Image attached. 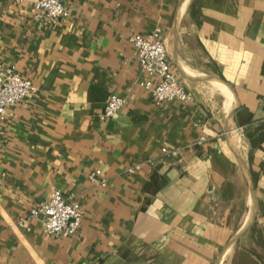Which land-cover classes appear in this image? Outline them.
I'll return each instance as SVG.
<instances>
[{
	"label": "crops",
	"instance_id": "1",
	"mask_svg": "<svg viewBox=\"0 0 264 264\" xmlns=\"http://www.w3.org/2000/svg\"><path fill=\"white\" fill-rule=\"evenodd\" d=\"M184 2L63 0L56 26L2 2L0 62L38 92L0 120V264H218L252 207L234 255L264 251L242 242L264 229V0ZM154 28L188 102L154 106L140 85L129 37ZM111 94L125 103L101 120ZM53 189L79 201L78 232L18 227Z\"/></svg>",
	"mask_w": 264,
	"mask_h": 264
},
{
	"label": "built area",
	"instance_id": "2",
	"mask_svg": "<svg viewBox=\"0 0 264 264\" xmlns=\"http://www.w3.org/2000/svg\"><path fill=\"white\" fill-rule=\"evenodd\" d=\"M13 4H30L34 19L43 24L49 22L52 26L69 16L63 0H0ZM134 56L141 73L148 81L140 83L149 93L154 106L167 102L185 103L191 100L190 94L184 89L171 68L169 53L165 44L163 32L154 28L147 34H134L129 37ZM38 92L35 84L17 73L13 64L0 62V120L7 110L16 106L30 95ZM125 100L115 94L109 95L102 113L101 120L111 119L124 105ZM162 155L176 157L182 153V148L162 149ZM140 165L130 168V174L139 170ZM87 179L94 184L106 185V180L99 170L89 172ZM83 211L76 196H63L58 189H53L46 200L36 202L27 213L20 217L17 226L27 228L32 221L41 226L44 234L53 239L74 236L81 227Z\"/></svg>",
	"mask_w": 264,
	"mask_h": 264
},
{
	"label": "rangeland",
	"instance_id": "3",
	"mask_svg": "<svg viewBox=\"0 0 264 264\" xmlns=\"http://www.w3.org/2000/svg\"><path fill=\"white\" fill-rule=\"evenodd\" d=\"M240 229V228H239ZM246 230H247V228H246ZM245 230V231H246ZM244 231V232H245ZM244 232H243V234H244ZM242 234V235H243ZM250 234H251V237L250 238H247V239H244L242 242H244L245 244H251V243H255L256 245H260V244H262V243H264V229L261 227V226H258V227H256V226H253V228H252V230L250 231ZM235 235V234H234ZM241 235V236H242ZM231 238H233V237H231ZM230 238V239H231ZM229 239V240H230ZM240 239V238H239ZM239 239L236 241V242H238L239 241ZM229 243V242H228ZM228 243L225 245V249L227 248V245H228ZM235 244H237V243H235ZM234 244V246H232V247H230V248H228V249H224V251H223V254H224V257L222 258V262H221V264H231V260L233 259V258H235V256H236V260H237V264H260L261 263V260H259V259H254L255 257V255L254 254H256L257 253V255L260 257V258H262V259H264V251H251V250H248L249 249V247H248V249H246V252H240L238 255H234V252H235V245ZM242 249H244L245 250V248H243V247H241ZM229 252V253H228ZM259 252V253H258ZM228 253V254H227ZM249 253H251V255L254 257H249ZM221 258V257H220ZM260 263H259V262Z\"/></svg>",
	"mask_w": 264,
	"mask_h": 264
},
{
	"label": "water",
	"instance_id": "4",
	"mask_svg": "<svg viewBox=\"0 0 264 264\" xmlns=\"http://www.w3.org/2000/svg\"><path fill=\"white\" fill-rule=\"evenodd\" d=\"M249 186H250V193H252V183H251L250 178H249ZM254 213H255V210H254V207H252V209L250 210V213H249L247 219L245 220V222L243 223V225L240 227V229L235 233V235L233 236V238L230 240V242L228 243L226 249L232 247L236 243V241L241 237V235L243 234V232L246 230V228L252 222L253 217H254ZM223 255L224 254H222V257H223ZM222 257H221V260L218 262V264L221 263Z\"/></svg>",
	"mask_w": 264,
	"mask_h": 264
},
{
	"label": "bare ground",
	"instance_id": "5",
	"mask_svg": "<svg viewBox=\"0 0 264 264\" xmlns=\"http://www.w3.org/2000/svg\"><path fill=\"white\" fill-rule=\"evenodd\" d=\"M188 1H189V0H185V2H184V6L188 3ZM165 44H166V43H165ZM167 46L169 47V43H168V42H167ZM167 46H166V47H167ZM228 253H229V252H228ZM228 253H227V254H228Z\"/></svg>",
	"mask_w": 264,
	"mask_h": 264
}]
</instances>
